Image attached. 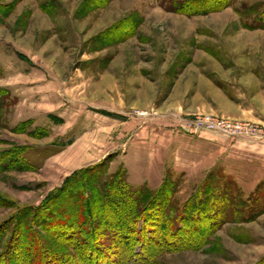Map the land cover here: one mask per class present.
I'll list each match as a JSON object with an SVG mask.
<instances>
[{"label":"rangeland","instance_id":"obj_1","mask_svg":"<svg viewBox=\"0 0 264 264\" xmlns=\"http://www.w3.org/2000/svg\"><path fill=\"white\" fill-rule=\"evenodd\" d=\"M173 1L0 0V151L13 150L21 167L0 172V194L14 201L0 205V222L109 154L107 172L124 167L128 183L170 170L179 206L201 197L212 173L207 183L232 180L263 210L152 264L264 260V0L192 14L168 9ZM198 115L252 131L193 130L186 124ZM18 124L26 130L15 132ZM146 156L163 163L148 173Z\"/></svg>","mask_w":264,"mask_h":264},{"label":"trees","instance_id":"obj_2","mask_svg":"<svg viewBox=\"0 0 264 264\" xmlns=\"http://www.w3.org/2000/svg\"><path fill=\"white\" fill-rule=\"evenodd\" d=\"M206 1L174 0L168 9L205 13L226 7L231 0H211L208 6ZM259 19L257 23L264 24V10ZM4 94L6 90L0 89V109L6 104ZM13 130L26 129L18 124ZM35 131L27 130L33 136ZM12 151H0V172L21 168ZM109 162L108 154L73 171L38 205L18 207L1 221L0 264H152L166 252L201 249L226 221L252 220L263 211L255 209L256 198L241 200L232 180L223 186L207 183L212 173L196 189L201 197L192 194L179 206L175 200L179 180L171 178L170 170L158 187L150 188L128 183L124 167L107 172ZM26 168L31 166L22 165ZM10 202L14 204L0 194V205Z\"/></svg>","mask_w":264,"mask_h":264},{"label":"built area","instance_id":"obj_3","mask_svg":"<svg viewBox=\"0 0 264 264\" xmlns=\"http://www.w3.org/2000/svg\"><path fill=\"white\" fill-rule=\"evenodd\" d=\"M187 126L193 130L206 128L210 130H218L225 134L234 136L236 134H246L252 127L249 124H243L238 121L214 117L212 115H198L187 121Z\"/></svg>","mask_w":264,"mask_h":264},{"label":"crops","instance_id":"obj_4","mask_svg":"<svg viewBox=\"0 0 264 264\" xmlns=\"http://www.w3.org/2000/svg\"><path fill=\"white\" fill-rule=\"evenodd\" d=\"M158 157H160V156H158ZM160 159H162V158H158V160H155V159H152L151 160V159H148V156H146V157H143L142 162H139V164L140 163H143L145 167L142 166L143 167L142 169L149 173V170H148L149 167L152 169L153 166L156 163H157V165L163 163V160H162V163H161ZM159 161H160V163H159ZM155 167H156V165H155ZM126 172H127V169H126ZM130 172H131V169L129 168V175H130ZM146 172H144V173H146ZM155 176H157L156 182H153L154 179L151 180V179H149V176L148 175H145V178H143V179H141L139 181L138 180L137 181L136 180H130L129 183L132 184V185L146 184L150 188H156L157 186H159V184L161 182V179H162L161 178L162 177V174H161L160 169H158V173H156ZM152 183H154V184H152Z\"/></svg>","mask_w":264,"mask_h":264}]
</instances>
